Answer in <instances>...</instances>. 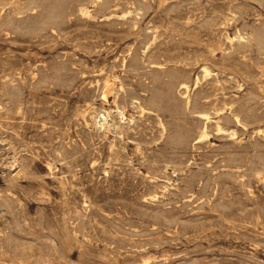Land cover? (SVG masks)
<instances>
[{"label":"rangeland","instance_id":"obj_1","mask_svg":"<svg viewBox=\"0 0 264 264\" xmlns=\"http://www.w3.org/2000/svg\"><path fill=\"white\" fill-rule=\"evenodd\" d=\"M257 31L264 0H0V264H264Z\"/></svg>","mask_w":264,"mask_h":264},{"label":"bare ground","instance_id":"obj_2","mask_svg":"<svg viewBox=\"0 0 264 264\" xmlns=\"http://www.w3.org/2000/svg\"><path fill=\"white\" fill-rule=\"evenodd\" d=\"M4 4V3H3ZM6 4V3H5ZM18 5V4H17ZM80 10L81 11H83L84 13H87L88 12V10H86V8L84 9V8H80ZM34 11V10H33ZM132 15V14H131ZM220 15V14H219ZM133 16V15H132ZM135 18V17H134ZM134 20V19H133ZM255 28V27H254ZM253 28V29H254ZM257 28V27H256ZM259 28V27H258ZM252 29V30H253ZM238 30H240V29H238ZM251 30V31H252ZM260 30V29H259ZM262 30V29H261ZM250 31V30H249ZM253 31H256L255 29L253 30ZM242 34V33H241ZM249 34V33H248ZM247 34V35H248ZM251 34V33H250ZM259 35V39H264V32H262V31H257V33L255 32V35ZM251 36V35H250ZM249 36V37H250ZM239 37H243L242 35H240ZM254 38V37H253ZM257 38V37H256ZM256 38H254V39H256ZM257 40V39H256ZM259 41V40H258ZM259 42H261L262 43V41H259ZM262 48H264V47H262ZM259 49V48H258ZM203 71H204V77H206L207 76V73H208V69H207V67H203ZM177 78V83H178V85L181 87V88H184L185 89V91H188V89H189V84H188V81L190 80V78H189V76H187L186 74L185 75H183L182 74V76L181 75H179V76H177L176 77ZM107 79V78H106ZM112 80V79H111ZM110 79H107V80H105L104 81V83L102 84V87H101V90H100V94H101V96H102V98L105 100V99H107V97H108V95L110 94V93H112L113 92V82L111 81ZM198 82H199V78L198 77H196L195 78V84H198ZM194 84V85H195ZM220 92V91H219ZM215 101V100H214ZM214 101H213V103H214ZM186 104L190 107V105H192L193 107H194V104H192V102H191V100H190V96L187 94V96H186ZM205 104V103H204ZM214 105V104H213ZM121 106V105H120ZM196 107V106H195ZM204 107V106H203ZM122 108V107H121ZM229 108H231V107H229ZM232 109V108H231ZM196 111V113H197V115L199 116V118H198V125L196 126V128L195 127H193V128H195L196 130L194 131V133H193V129L191 130L192 131V133H193V135L191 134V132H190V136L188 137V139H190V140H195L194 141V143H199V142H201L202 143V141L203 140H205L207 137H208V132H207V130H208V126H207V122H208V120H209V115L207 114V112H205L204 110H202L201 109V107L199 108L198 107V109L197 110H195ZM118 112V111H117ZM220 116V115H219ZM203 120H206L205 122H203ZM235 120H236V122L237 123H240L241 122V120H240V118L238 117V116H236L235 115ZM219 121V120H218ZM161 122V121H160ZM220 122V121H219ZM219 122H216V129H218L217 131H222L223 130V126L219 123ZM89 123V122H88ZM190 131V130H189ZM188 131V132H189ZM234 131H236V130H234ZM259 131H262V130H258L257 132H259ZM164 132V131H163ZM233 132V131H232ZM187 132H179V136L180 137H185L187 134H186ZM261 133V132H260ZM236 134V133H235ZM259 134V133H258ZM231 136H233V135H231ZM258 175H261L260 176V179H262V178H264V169H262L261 171H258Z\"/></svg>","mask_w":264,"mask_h":264}]
</instances>
